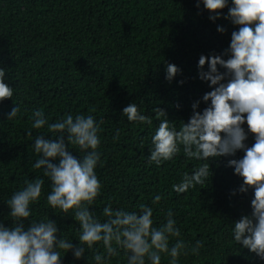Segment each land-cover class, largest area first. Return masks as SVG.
<instances>
[{
	"label": "trees",
	"instance_id": "trees-1",
	"mask_svg": "<svg viewBox=\"0 0 264 264\" xmlns=\"http://www.w3.org/2000/svg\"><path fill=\"white\" fill-rule=\"evenodd\" d=\"M197 2L0 0V68L7 69L5 83L14 90L13 100L0 102V224L12 227L7 201L25 187L26 180L39 178L44 182L41 197L30 204L32 214L25 227L31 221L50 219L58 228V239L79 246V223L71 212L66 216L51 207L47 196L52 182L44 169L34 167L41 158L33 148L35 137L54 138L47 125L32 128V114L43 110L49 124L68 114L92 115L98 124L103 120L100 162L95 169L102 188L90 207L97 219L106 220L103 209L109 205L130 213H140V205H145L153 209L154 226L159 227L171 210L181 232L179 239L188 246V254H182L178 264H264L233 236L234 223L251 215L254 199V189L239 192L243 179L228 166L229 160L243 158L242 150L210 159L212 176L182 194L174 192L173 185L206 161L186 157L182 147L160 167L148 160L160 123L153 109L164 110L178 130L192 116L194 103L199 102L196 111L203 112L210 105L203 96L213 89L200 79V71L209 68L205 64L201 70L199 58H230L225 52L232 33L239 30L227 18L232 0L215 20ZM168 64L181 70L171 83L165 78ZM218 71L227 70L218 66ZM132 103L153 118L151 126L127 121L123 109ZM16 105L20 112L9 120ZM242 127L248 136L245 144L251 147L255 138L246 123ZM117 130L119 139L114 140ZM69 150L77 159L84 155L78 146L70 144ZM156 195L162 197L158 204L153 203ZM197 241L202 247L199 255H193ZM96 250L104 252L97 245L81 259L61 250V264H95ZM117 251L119 255L106 264H128L125 251ZM169 261L170 257L161 255V264Z\"/></svg>",
	"mask_w": 264,
	"mask_h": 264
},
{
	"label": "clouds",
	"instance_id": "clouds-1",
	"mask_svg": "<svg viewBox=\"0 0 264 264\" xmlns=\"http://www.w3.org/2000/svg\"><path fill=\"white\" fill-rule=\"evenodd\" d=\"M200 3L213 14L209 17L212 20L219 18L228 6V0H198L197 7ZM232 4L227 18L239 30L232 33L230 48L225 52L230 58L225 60L217 55L199 58V68L202 70L205 64L209 68L207 72L200 71L199 76L213 89L203 96V101H210V105L199 112L196 111L199 102L194 103L192 116L187 123L182 122L179 130L169 122L164 110L154 108L155 119L160 123L152 137L148 160L160 167L171 161L182 147L186 157L206 161L192 174L184 173L181 182L173 185V191L182 194L204 185L212 176L210 159L233 156L242 150L243 158L229 160L228 166L243 179L239 192L244 194L254 189V199L251 215L242 216L234 223L233 236L235 242L264 260V0H232ZM218 66L227 71L222 74ZM6 72L7 69L0 68V102L13 100L14 90L5 83ZM178 74L181 70L176 65H167L165 78L169 83ZM19 112L16 105L8 119H14ZM123 116L130 123L149 126L153 123V118L135 103L123 109ZM32 120L33 129L47 125L54 138L35 137L33 148L41 158L34 167L44 169V175L52 182L47 196L51 207L66 216L71 212L79 223V246L63 237L58 239V228L50 219L31 221L25 227L32 214L30 204L39 201L44 183L39 178L26 180L25 187L7 201L13 223L12 227L0 224V264H61V250L71 251L76 259H81L86 250H95L97 245H102L104 252L95 251V264H106L109 258L119 255L118 248L125 251L128 264H161L162 254L170 257L169 264H178L179 257L188 254V246L179 239L181 232L171 210L159 227L154 226L153 209L145 205H140V213L106 206L103 222L90 211L102 188L95 169L100 162L99 133L103 120L98 124L92 115L68 114L49 124L43 110L34 111ZM245 123L255 138L251 147L245 144L248 139L242 127ZM27 133L32 135L31 130ZM118 139L119 130L114 137ZM70 144L79 147L84 153L82 158L72 154ZM161 199L156 195L153 203L158 204ZM201 247L197 241L192 254L199 255Z\"/></svg>",
	"mask_w": 264,
	"mask_h": 264
}]
</instances>
